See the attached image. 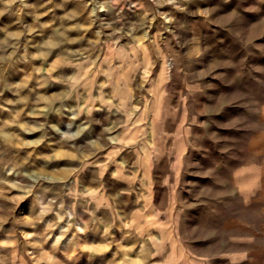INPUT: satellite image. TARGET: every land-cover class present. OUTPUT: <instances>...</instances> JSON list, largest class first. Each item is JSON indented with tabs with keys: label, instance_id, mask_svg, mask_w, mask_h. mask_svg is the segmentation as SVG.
Wrapping results in <instances>:
<instances>
[{
	"label": "rangeland",
	"instance_id": "1",
	"mask_svg": "<svg viewBox=\"0 0 264 264\" xmlns=\"http://www.w3.org/2000/svg\"><path fill=\"white\" fill-rule=\"evenodd\" d=\"M0 264H264V0H0Z\"/></svg>",
	"mask_w": 264,
	"mask_h": 264
},
{
	"label": "crops",
	"instance_id": "2",
	"mask_svg": "<svg viewBox=\"0 0 264 264\" xmlns=\"http://www.w3.org/2000/svg\"><path fill=\"white\" fill-rule=\"evenodd\" d=\"M159 221H160V220H159ZM145 223H146V225H152V226H154L155 224H157V226H160V225L163 226V225H165L162 221H161V222H157V221L152 220V219H149V220L147 219V220H145ZM158 223H159V224H158ZM143 225H144V224H143ZM164 228H166V226H164L163 229H164ZM167 230H168V232H169L168 235H170V231H171V230H170L168 227H167ZM158 234H159V233H158ZM160 236H161V235L159 234L158 237H160ZM158 237H156V240H158V241L160 242V243H159V247H161L160 244H162V242H164L165 239H164L163 237H160L162 240H159ZM167 240L169 241L170 239L167 238ZM154 251H155L156 253H159V252H160V250H159V251L154 250Z\"/></svg>",
	"mask_w": 264,
	"mask_h": 264
},
{
	"label": "clouds",
	"instance_id": "3",
	"mask_svg": "<svg viewBox=\"0 0 264 264\" xmlns=\"http://www.w3.org/2000/svg\"><path fill=\"white\" fill-rule=\"evenodd\" d=\"M170 2H171V0H170Z\"/></svg>",
	"mask_w": 264,
	"mask_h": 264
},
{
	"label": "bare ground",
	"instance_id": "4",
	"mask_svg": "<svg viewBox=\"0 0 264 264\" xmlns=\"http://www.w3.org/2000/svg\"><path fill=\"white\" fill-rule=\"evenodd\" d=\"M9 40V39H8Z\"/></svg>",
	"mask_w": 264,
	"mask_h": 264
}]
</instances>
